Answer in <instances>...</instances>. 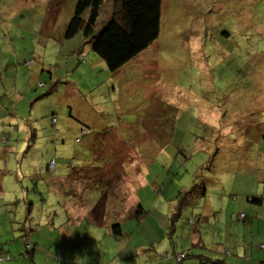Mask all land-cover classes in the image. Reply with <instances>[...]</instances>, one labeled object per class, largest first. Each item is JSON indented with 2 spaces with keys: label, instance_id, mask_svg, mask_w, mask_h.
<instances>
[{
  "label": "rangeland",
  "instance_id": "1",
  "mask_svg": "<svg viewBox=\"0 0 264 264\" xmlns=\"http://www.w3.org/2000/svg\"><path fill=\"white\" fill-rule=\"evenodd\" d=\"M76 1L0 0V107H15L20 126L24 119L27 127L36 122L42 134L54 129L50 139L36 134L37 142H45L36 167L55 160L54 174L63 177L68 163L88 166L93 155L99 161L110 159L101 170L74 172L71 192L81 194L85 179L103 186L101 223L120 224L122 235L107 234L104 226L72 225L82 218L94 220L89 207L80 200L63 206L49 195L43 175L53 171L52 163L48 172L39 171L43 179L36 187L29 169L15 164L24 163L28 144L8 148V135L0 130V248L8 251L21 241L23 246L20 255L14 251V259L0 261L24 260L38 242L41 250L49 246L52 258L37 264H175L178 258L169 236L163 235L174 198L190 185L218 138L224 141L221 159L214 158L213 165L224 196L216 209L222 218H209L201 229L218 242L225 240L228 247L230 236L218 229L237 205L244 207L245 219L264 226V201L252 200L264 198V150H258L249 133L255 123L264 129V21L251 23L239 0H161L156 41L111 73L81 34L63 38ZM112 3L105 1L98 28L112 14ZM235 7L243 10L238 13ZM221 30L229 39L217 35ZM248 31L263 40L253 43ZM249 66H254L251 84L243 90ZM51 82L55 88L46 95ZM30 104H35L31 114ZM257 111L261 114L254 115ZM51 117L56 118L53 126ZM7 129L16 139L15 128ZM81 129L86 130L83 137ZM90 143L95 144L94 154L87 149ZM238 151L252 161L248 167L235 161H240ZM8 188L9 194H4L2 189ZM213 191L210 197L216 196ZM136 199L146 212L141 221L130 217ZM66 216L71 219L66 221ZM187 241L178 237V252Z\"/></svg>",
  "mask_w": 264,
  "mask_h": 264
},
{
  "label": "trees",
  "instance_id": "2",
  "mask_svg": "<svg viewBox=\"0 0 264 264\" xmlns=\"http://www.w3.org/2000/svg\"><path fill=\"white\" fill-rule=\"evenodd\" d=\"M105 1L106 0H77L76 3L74 4L73 13L65 25L63 38L65 40H69L74 38L76 35L81 34L83 41L89 44V49L105 64L106 68L111 73H115L125 64H127L135 57H137L141 52L147 49V47H149L152 43H154L158 38L160 32L161 0H113L112 14L109 16L106 23L103 25H99L98 28V23L103 20V19L100 20V18L102 15L103 7L105 5ZM239 2H241L243 8H245L247 10V13L251 16L250 19L251 23H254L255 21L256 22L264 21V5H262L263 0H250V1L239 0ZM243 8L235 7L233 10L239 13L240 10H243ZM231 13L234 14L232 11ZM219 32L220 31L217 32V35H219V37L220 35H222L223 38L220 37L221 39H229L228 32L222 30L220 33ZM248 32L249 35H251L249 39H253V43L258 44V42H260L261 39L263 40V38L260 35L255 33L256 31L254 33L252 31H248ZM204 44H207V42ZM215 50H217V46L215 47ZM220 64L221 62L218 65ZM253 68L254 66H249L246 69L247 72L242 86L243 90L248 89V87L251 84L249 77H251L253 74L252 72H250V70H252ZM51 80L52 78L50 79V81ZM52 83L53 82H51V87L48 88V90L46 91V95L51 94L53 88H55V84ZM40 85L43 86V84ZM234 90H237V87L232 89V91ZM41 97L44 96H40L39 98ZM37 100L40 99L37 98L34 101ZM34 105L35 104L29 105L30 114L34 108ZM13 111L14 113L10 114ZM255 114H261V113L257 111L256 113H254V115ZM16 115H17V111L15 107H13L11 110L9 109V107L7 109L0 107V130L2 133L5 134L7 133L8 135L5 141L6 146L10 148L11 145L13 146L15 144L16 148L18 149L20 144L24 145L25 142L26 144H28V147L26 148L27 153L25 155L26 158L24 160V163L20 162V160L18 161L16 160L15 164H18L17 167L29 169V171L32 173L30 175L31 182L33 181L37 187L39 180L43 179V177L40 176L41 174L39 173V171L45 168V171L48 172V165L49 163H52L53 171H50L48 175H43L45 178L44 181L46 183L47 190L49 191V195L55 197L57 199V203H61L63 206L65 205L71 207L73 204L77 205L78 203L77 201L80 200L81 202L85 203L86 206L89 207L94 218L92 222H90L87 218L84 219L82 218L80 222H72V225L76 223L75 226H78L80 223L81 226L83 225L85 227L87 225L90 226L92 225L96 227L104 226L105 232L107 234L121 236L122 231L120 228V224H112V222H109L108 224L101 223L102 221L101 219L104 213V210H102L104 206L103 202L105 200V193L104 192L102 193V188H104L103 186H97V184H93V181H89L88 179H85L84 181H86V186L83 187L81 194L77 195L75 192L74 193L71 192V186L73 184L70 183V178L74 174V172L79 173V171H81L82 169H86L89 171L96 169L101 170L103 165L110 163V159L104 158V159H100L99 161L93 155L92 157L93 162L88 166L87 165H82L81 167L72 166V162L68 163V166H66L67 168L66 174L63 177H58V174L56 175L54 174L55 165H56L55 160H50L45 167L39 163L38 166L36 167L35 162H37L39 159L37 155L39 153L43 154V152L45 151L44 149L45 142L44 143L37 142L36 140L38 138L36 134H41L40 138L45 139L47 137L48 139H50L51 136L55 137V131L54 129H50V131H48L47 134H42V131L39 127L36 126L34 127L36 122L34 123V125L32 122V125L27 127L26 126L27 122H25L24 119H21L22 125L20 126ZM51 123L53 126L54 123H56V118L51 117ZM255 126H256L254 128L255 130H251L249 132L251 133L250 134L251 139L253 140V142H256V145L258 146V150H260L261 148L262 150H264V148L262 147V144L264 143V129L261 128V126L257 125L256 123ZM13 127L15 128L17 133L16 139H14V134L10 136V134L8 133L9 130L7 128L11 129ZM19 130L21 132L20 136L18 134ZM34 131L36 137L32 139V136H34L33 133ZM80 134L81 137L85 136L86 130L81 129ZM220 140L221 139L219 138L216 140L217 141L216 144L214 143V147L210 149L211 152L208 150L210 154L204 161L203 165H201L200 168L192 175L190 185L185 188H180L176 194V197L174 198L175 200L172 204V209L168 216L167 227H165V231L163 232V235L169 236L168 237L169 246L172 248L174 255H176V258H178L177 259L178 261H176L175 264H183V262L186 260H191V262H196L197 264H226L224 259L225 253L223 254L222 251L226 247L227 242L225 240L224 242L223 241L218 242L213 238H208L206 235L207 234L206 230H205V235L204 236L201 235V230H202L201 227L202 225H204V223L208 221L209 218L215 220V222H217L222 218V215L216 212V209L218 205L222 203V197L224 196L222 195V193L218 191L219 190L218 184L220 178H217L219 177L218 174L216 175L217 167L215 168L213 165L214 158L217 157L221 159L220 147L222 145V142L224 141L223 140L220 141ZM76 141L78 142L79 139L76 138ZM11 142H13V144ZM259 142L261 145L258 144ZM94 147L95 144L90 143L87 146V149L92 154H94V150H95ZM32 150L36 152V154H34ZM16 153L17 152L15 151L14 153H8L7 155L9 157H12ZM239 153L240 152L238 151L236 155H238L240 161L237 160L235 161L239 164L240 167L242 166L248 167L250 165L249 163L252 161H250V158L249 159L247 158V156L245 155L246 153L242 155H239ZM107 154L109 155L111 154V152ZM30 156H34V157L30 158ZM2 159L5 160L4 158ZM102 160L104 161L102 162ZM259 160L260 158H257V161ZM120 169L124 171V177H125L127 171L123 168V165L122 168ZM47 176L53 177V179L48 178ZM211 188L215 189L216 191L213 192H215L216 196L221 198V199L218 198L219 200L218 202L216 201V199H213L216 196L210 197L208 195L209 190ZM43 189H45V187H43ZM9 190L10 188L2 191L4 194H9ZM95 191H96V195L92 196L91 194H93V192ZM38 194L40 196L42 195L40 193ZM137 200L138 199H136L135 201L136 205H134V207L130 210L131 212L130 217L135 216L137 221L139 220L141 221L143 219V215L144 216L146 215V212H144L141 209V206L138 203L139 201ZM252 200H255L260 203L261 201H264V198L252 197ZM42 201L45 200L42 199ZM137 207L138 210L135 213L136 215H133L132 213L134 212V209ZM226 207L227 206L225 205L223 209L225 210ZM224 212L226 213V211ZM235 212H239V213H237L235 216L234 215ZM234 213H232V207H231V212H229V214L233 218L234 223H237V225L240 226L239 228L241 231H237L236 229L229 230L228 228H225L226 229L225 234H228L231 240L228 239L226 235L223 234V236H225L228 240H230V242L228 243H233L235 246L236 245L240 246L239 249L241 250L243 249V254L241 253V256H239L240 254L239 255L237 254L238 257H242L243 260L246 261H252L253 259H252V255L250 254L251 252L262 251L264 253V233H262V236H260L261 239L263 240H261L258 243L256 242V240L255 242H253L252 240L256 236L253 233L246 232L245 225L249 226L252 224L254 229L259 221L254 222L253 220L248 221L247 219H245L246 212L243 206L237 205L236 211H234ZM66 217H67L66 221L71 219V217L69 216ZM238 220H241V223L240 221L238 222ZM190 230H191V235H188L187 231ZM210 230H213L211 232L215 233L214 227H211ZM218 230L222 233L224 227L222 228L219 227ZM178 237L183 239L184 238L188 239V241L186 242V245L188 244V247L186 248L185 246H183L182 248H180L181 252H178L179 249ZM242 237H246V241H247L246 245H244V243H241ZM29 243L31 244V242ZM226 254H228V252H226ZM27 255H29L28 250L25 252V256H23L25 258L24 260L26 259L30 260L29 258L30 255L29 256ZM180 256L181 258H179ZM249 257L251 259H248ZM5 258L14 259V257L7 255V251L0 248V260H4ZM259 264H264V259L263 261H259Z\"/></svg>",
  "mask_w": 264,
  "mask_h": 264
},
{
  "label": "crops",
  "instance_id": "3",
  "mask_svg": "<svg viewBox=\"0 0 264 264\" xmlns=\"http://www.w3.org/2000/svg\"><path fill=\"white\" fill-rule=\"evenodd\" d=\"M2 160V159H1ZM1 162V161H0ZM0 171H2V170H0ZM4 182V178L3 179H1V184H0V189L1 188H3L2 187V185L4 186V184H2ZM4 189V188H3ZM2 189V190H3ZM65 216V215H64ZM65 218V217H64ZM229 222V223H228ZM224 229L225 228H228L229 230H234V229H236L237 231H241L240 230V226L239 225H237V223H234V221H233V218L231 217V215L229 214V218H227L226 219V222H224ZM251 224V223H250ZM67 225H69V222H67ZM206 230V229H205ZM205 230H201V235L202 236H204L205 235ZM246 232H248V233H253V234H255V238L252 240L253 242H255V240H256V242L258 243V242H260L261 240H263V239H261V237L260 236H262V233H264V226H262L261 225V223L260 222H258L257 223V226L253 229V225L251 224V225H249L248 226V228H246V230H245ZM190 232V233H189ZM206 232H207V230H206ZM243 233H244V231H243ZM180 234H182V233H180ZM187 234L188 235H191V230L190 231H187ZM186 234V235H187ZM211 234H212V232H211ZM182 235H184V234H182ZM187 235V236H188ZM207 235V234H206ZM213 235V234H212ZM28 236V235H27ZM207 237H209V238H211V236H210V233H209V231H208V235H207ZM49 243H52L51 241L49 242ZM241 243H244V245H246L247 244V241H246V237H242L241 238ZM24 246H25V243H24ZM32 247H33V251L31 252H29V255H30V257H31V259L28 261V259L27 260H23V259H18V261L17 262H15V261H13V262H11V263H6V262H0V264H37L40 260L42 261V260H44V261H46L47 260V258L48 259H51L52 257H51V253L52 252H50V250H49V246H45L44 245V248H45V250H41V245L38 243V242H34V245H32ZM186 248L188 247V244L185 246ZM184 247V248H185ZM240 248V246H235L233 243H230V245L227 247H225L224 249H223V254L225 253V257H224V259H225V262H226V264H259V261H263V259H264V253L262 252V251H256V252H251L250 254L252 255V261H246V260H244L243 262L242 261H240L241 259H239L238 258V253L239 254H241V252H243V249L241 250V249H239ZM2 249H4L3 247H2ZM8 251H7V255L8 256H11V257H14L13 255H14V251H15V253H17V254H20V252L22 251V249H23V246H22V241L20 242V243H17V244H15L14 245V247H12L11 248V246H9L8 248ZM12 249V250H11ZM62 250H63V246H62V248H61ZM64 249H65V247H64ZM5 250V249H4ZM6 251V250H5ZM226 252H228V254H226ZM60 254L62 253V251L60 250V252H59ZM6 255V254H5ZM45 257H47V258H45ZM45 258V259H44ZM236 258V259H235ZM7 259H9V258H7ZM248 259H251L250 257L248 258ZM12 260V259H11ZM11 260H9V261H11ZM256 260V261H255ZM24 262V263H23ZM37 262V263H36ZM183 264H197L196 262H191V260H186V261H184L183 262Z\"/></svg>",
  "mask_w": 264,
  "mask_h": 264
},
{
  "label": "built area",
  "instance_id": "4",
  "mask_svg": "<svg viewBox=\"0 0 264 264\" xmlns=\"http://www.w3.org/2000/svg\"><path fill=\"white\" fill-rule=\"evenodd\" d=\"M179 258H181V256Z\"/></svg>",
  "mask_w": 264,
  "mask_h": 264
}]
</instances>
